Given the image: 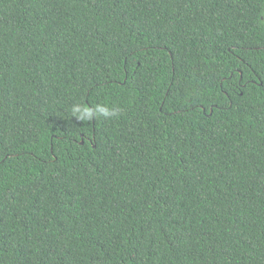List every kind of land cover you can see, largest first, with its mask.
I'll return each mask as SVG.
<instances>
[{
	"label": "trees",
	"instance_id": "16d2710c",
	"mask_svg": "<svg viewBox=\"0 0 264 264\" xmlns=\"http://www.w3.org/2000/svg\"><path fill=\"white\" fill-rule=\"evenodd\" d=\"M0 264H264V0H0Z\"/></svg>",
	"mask_w": 264,
	"mask_h": 264
},
{
	"label": "water",
	"instance_id": "95a60500",
	"mask_svg": "<svg viewBox=\"0 0 264 264\" xmlns=\"http://www.w3.org/2000/svg\"><path fill=\"white\" fill-rule=\"evenodd\" d=\"M80 144H83V142L81 141Z\"/></svg>",
	"mask_w": 264,
	"mask_h": 264
}]
</instances>
